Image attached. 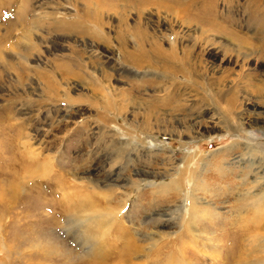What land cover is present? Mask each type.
Wrapping results in <instances>:
<instances>
[{"label":"rangeland","instance_id":"rangeland-1","mask_svg":"<svg viewBox=\"0 0 264 264\" xmlns=\"http://www.w3.org/2000/svg\"><path fill=\"white\" fill-rule=\"evenodd\" d=\"M9 1L14 3L11 6L13 9L3 12L0 33H4V27H7L4 23L9 17L10 20L14 18L12 21L18 26L11 37L25 42L26 38L22 35L26 29L18 17L11 16V11L19 5L20 0ZM22 1L30 9L25 21L30 23L40 15L37 27L30 30L34 49H26L24 43L22 49L17 51L28 56L27 63L31 69L41 67L50 70L55 59L64 61L76 57L91 62L89 67L84 68V76L94 68L102 79H111L122 86L113 95L116 104L117 97L127 100L130 93L136 101L145 102L148 94L157 92L163 85V77L158 72H148L123 61L116 36L120 27L117 14L106 12L101 16L102 26L92 27L101 38H94L75 32L56 31L51 27L54 18L62 19L64 12V19L68 16L71 18L74 12L80 13L78 7L74 6H80L82 0ZM215 1L221 13L219 19L226 8L231 12V19H235L230 28L264 47V37L260 38V34L251 31L246 14L240 8L246 0H232L229 3ZM43 11L59 13L49 16ZM150 13L157 16L151 17L152 23H144ZM124 16L129 23L137 19L148 38L154 37L156 43L165 49L169 47L168 43L173 42L177 51H182L181 36L188 40L187 45H192L198 39L199 27L192 25L182 26L185 29L183 35L173 32L167 36L160 31L163 26L158 24L159 20H163V15L156 14L153 8L144 11L140 17L129 9ZM126 41V49L130 51L135 45L132 34ZM212 41L221 54L227 53L236 58L233 41L221 35L214 36ZM192 50L190 53L188 50L190 58L203 66L201 59H205L204 55L197 48ZM12 59L20 60L17 55ZM108 60L112 62L110 66H107ZM113 64H116V68L119 66L118 71ZM228 67L232 69L225 74L229 83L235 77L233 71L236 68ZM261 68L249 66L246 70L253 74L252 82L258 83L256 79H264ZM31 71H27L22 86L10 85L11 74L0 64V114L9 112L15 118L20 112L23 116L19 121L15 118L16 122L0 119V126L13 122L18 127L16 130L8 128L9 135L5 131L0 133V143L10 147V150L0 148V264H264V103H261L264 100V88L259 94L250 87L245 89L250 95H245L243 91L236 93L239 101L250 106L260 101L258 105L262 106L258 111L243 114L250 121L257 119L261 123L257 126L244 125L240 133L246 136L239 137L240 141L228 129L194 137L187 135L188 132L182 133L183 126L177 127V131L162 129L153 134H143L135 128L132 132L134 141L138 144L140 140H146L145 146L152 150L141 157L139 151L132 148L122 151L116 148V140L126 137L119 128L126 126L129 117L135 113L131 111L132 103L126 111L128 118L117 112L115 106L109 112L102 113V106L109 95L105 85L89 88L77 84V87L67 90V85L62 84V87L48 91L37 84L40 75ZM214 75H219V72ZM197 78L206 87L207 81L199 76ZM176 79L180 84L187 82L181 75ZM169 90L170 95L180 97L179 86ZM192 102L193 106L188 104L183 110L174 111V114L185 115L191 111L193 116L190 119H196V114L201 116L200 129L210 128V118L200 113L203 107L196 100ZM81 108L85 109L83 115L76 118ZM67 115H74L77 123L66 131L67 123L63 117ZM103 116L108 117V120L105 121ZM94 119L99 125L106 123L115 134L106 133V129L104 133L101 130L95 132ZM229 125L232 127V123ZM245 142L250 143L256 152L245 153ZM32 148L40 149L38 159L27 155ZM164 149L176 154L175 162L182 168L187 166V154L195 155L188 163L191 172H185L183 179L181 177L178 180L182 193H178L173 184L170 190L158 192L159 184L171 182L177 175L175 172L171 176H164V170L171 167L167 165ZM54 150L51 158L53 164L50 163L53 172L48 174L46 165L42 166V163L48 160L45 156L47 152ZM22 152H26V163L32 159L30 164L35 168L34 173L31 167L24 166L18 160ZM198 155L204 159L200 160ZM214 157L220 159V170L213 169ZM36 160L38 163H34ZM140 171L147 173L145 178L142 176L137 185L128 183L133 173L136 175ZM192 172L194 175L204 174L203 181L192 179ZM193 189V194L197 196L196 206L210 208L204 217L199 213L195 216L190 213L189 197ZM96 191L100 192L94 193ZM179 206L183 207V213L174 210ZM102 212L107 214L99 215ZM155 235L157 238L152 237ZM131 244L135 245L131 255L128 258L122 256L123 249Z\"/></svg>","mask_w":264,"mask_h":264},{"label":"bare ground","instance_id":"bare-ground-1","mask_svg":"<svg viewBox=\"0 0 264 264\" xmlns=\"http://www.w3.org/2000/svg\"><path fill=\"white\" fill-rule=\"evenodd\" d=\"M76 1L77 0H75V2ZM82 1L83 3H80V6H77V4L76 6H74V7H78L77 10L80 11V13L74 12L75 14L73 15L72 13L71 18L70 16H68L66 17L68 19L66 18L64 19V13H65L64 12L62 13L63 20L62 19L56 20L54 18L53 24L51 26L53 30L67 32V33L75 32V33H79V34H83L87 36H94V38H101L97 34V30H94L92 27L99 28L100 26H102V22L100 21L101 16H103L106 12L107 13L113 12L119 16V22H120L119 26L120 27L118 28L117 34L116 33L115 34L117 36V39L119 40V48L122 53L120 54L122 55L123 61L131 64L132 66H135L136 68L138 67V68L147 70L148 72L149 71L158 72L159 73L158 75L161 74V76L163 77V80L161 79L163 81V85H160V87L157 89V92L155 91L156 93L154 92V93L148 94L149 96L147 98V101L145 102L136 101L133 98V95H131L130 93L128 96L130 98H127V100L123 98L122 100H120L117 97L118 104H116L114 103L115 97L113 95H115L117 91L121 89L122 86L118 85V83L114 82L111 79H107L109 81H107L106 79H102L101 75L94 68H91L92 70L90 71V74H87L88 73L87 72L86 73L87 76L86 75L84 76L83 74L85 72L84 68L89 67V64H91V62H88L85 60L84 61L78 60L76 59V57H73V59L72 58L66 59L64 61H58V59H55L53 60V66L50 70H43L41 69V67H35V66H34L35 67L34 69H31L27 63L28 56L24 53L23 54L17 53V51L19 49H22L21 47H23L24 43L26 45V49L27 48L29 50L34 49L35 44L30 40V35H32V32L30 30L32 27L36 26L37 20L39 23L40 15H37L35 19L33 18L32 21H30V23L27 22L28 20L25 21L26 16L29 13L30 9H27V7L23 5L24 2L22 0H20V2L18 1L19 5H17L14 8L13 10L14 13L11 11L12 13L11 16L15 15L14 17H18L19 21L21 22L20 24L22 25V27L26 29V31H24L25 34L22 35L26 38L25 42L24 41L21 42L11 37V36H14L13 35L14 30L18 26L16 22L12 21L14 18L10 20V17H9V20L7 21V23L6 22L4 23L5 25H7V27H4V33H0V64L9 72L8 74H11L9 78V82H8L10 85L12 84L15 86L17 85L22 86L24 84L23 81H25V75L27 74V71H30V70L35 71L37 74L40 75L39 80H37L38 82L37 84L41 88H44L45 90L47 89L48 91H53L57 88H60L62 87V84L67 85V88H68L67 90L77 87L78 85H81V86L86 85V86H89V88H94V87L97 88L100 85H102L103 87V85H105L104 87L105 89H107L109 95L108 96L106 95L107 97L105 99V104L102 106V110H103L102 113L109 112L110 108L115 106V108L117 109V112H119L124 117L128 118L129 116H127L128 114H126V111H127V108L129 109V105L131 103H132L131 111L135 112L127 120L128 127L127 125L121 128L118 127L119 129H122L126 137L124 139L125 141L120 138L116 140V143H118L116 148H118L120 151H122V149L124 148H130V149L132 148L135 151H139V155L141 157H145L146 153H150L152 152V150H151V147L149 148L148 146H145L146 140H140L141 142L138 144L137 142L134 141V134L132 132L134 131L135 128L141 130L143 134H146V133L153 134L154 132L155 133L160 132L162 129L166 131H169V130L177 131L178 130V129L176 130L177 127L183 126L184 129L182 130V133L188 132L187 135H194V137H199L200 134L204 135L205 133H210V132H214V131L222 130V129H228L233 134L238 136V139H239V137L246 136L240 133L244 125H247V124H250L253 126L260 125L261 120L255 119V120L250 121L249 119H247V117L243 116L244 113L247 114L249 113V111L252 112V111L260 110L262 107L258 105L260 101L258 104L250 106L246 102L239 101L236 96V93L238 91H243L245 95H250L249 92L245 91V89H249L248 87H250V89L255 90V92L259 94L261 89L264 88V79L262 78L256 79L258 83L252 82V79L254 78L253 74L252 73L249 74L246 72L249 66H254V67L260 66V68L262 67L264 71V47L261 45V43L253 42L246 35H243L240 32H236L235 30L230 28V24H232V22H234L235 19L234 18L231 19V15H230L231 12L227 10L226 8H224L225 11L222 15V18L219 19V15L221 13H219L216 8L217 5H216L215 0H82ZM223 1L224 2L228 1L229 3L232 0H223ZM13 4L14 3H12V1H9V0H0V20H1L0 23H2L3 21L1 18L3 12H8L11 9H13L11 7ZM152 8L155 9L156 14L163 15L162 16L163 20H159L158 24H161V26H163L161 27L160 31L166 33L167 36L173 32H177L178 34L183 35L185 34V31H184L185 29L183 30L184 27L182 26L192 25L195 27L196 26L199 27V31H198L199 34L197 37L198 39L195 40V42H193L192 45H187L188 40H186L184 37L181 36L180 44L183 47L182 51H177L174 44H172L173 42H171V44L168 43L169 47L165 49L161 45L156 43L157 41L154 39V37L152 39L148 38V36L146 35V33L141 27L142 25L139 26L137 19H135L136 21L129 23L127 21V18L124 16L125 11L129 9H132L134 12H136L137 16L140 17L139 15H142L144 11H146L147 9H152ZM228 8L230 9L229 5H228ZM240 8L243 10L244 14H246V20L250 23L249 28L251 29V31H253L254 33L260 34V38L261 37L263 38L264 37V0H246L245 3H243V5H241ZM56 12L59 13V11H50V12L43 11V13H46L49 16L53 15ZM152 15L151 13L147 15L145 17L147 21L144 23H147V24L150 22L152 23L151 17L157 16V15L155 16L154 14ZM158 24H157V27L159 26ZM131 34L133 36L135 45L132 47L130 51H128L126 49L125 44L127 42L126 41L127 37L130 36ZM216 35H221L234 42L237 53L234 50L233 51L236 53V58H234L231 55H228L227 53L221 54L220 50H216L217 48L213 45L214 42L212 41V38ZM89 38L90 37H88V39ZM176 40L177 39H175V41ZM95 47L99 48L97 44H95ZM193 48L199 49L201 53L204 55L205 59H201L203 66L200 65L199 61L196 62V60H193L192 58H190L191 56L189 55V53ZM188 50H189V53H188ZM16 55L18 56V58H20V60L16 59V61H14V59H12V58H15ZM260 57H262L261 60H260ZM111 64L112 62L108 60L107 66H110ZM115 65L116 64H113V67L117 69L118 71L119 66H117L116 68ZM228 66H233L236 68V70L233 71L235 73V77H233L231 79V82L229 83L226 80L225 74L229 72L230 70L232 71V69L231 67H228ZM213 67L215 69H213ZM217 72H219V75H214ZM180 75L184 77L185 80L187 79V82L185 84H182V83L180 84L178 80L176 79ZM197 76L202 78V80L207 81L206 87L203 86V84L200 82ZM34 81H36L35 78H34ZM194 85H196V87H193ZM178 86L180 88V97L170 95L169 89L171 87H178ZM88 92H90L89 89H88ZM95 95L93 96L97 97ZM195 100L198 103H200V105L203 107L200 113L207 115L208 118H210V123H211L210 128L204 127L205 130L200 129L201 128L200 123L202 121L200 119L201 116H198L196 114V119H190V117L193 116V114H190L191 111L189 110H188L189 113L185 115H175L174 114V111H180L181 109L183 110V108L188 104L190 106H193L194 103L192 101L195 102ZM261 103L263 104L264 100H262ZM239 105H240V108L237 109ZM84 110L85 109H82V108L79 109L77 111L76 118L81 117V115H83ZM87 112H89V110H87ZM90 114L95 116L94 112H91ZM17 115L18 117H15V118H17L19 121L20 120L19 118H22L23 116L20 112H18ZM188 115H190L189 118L187 117ZM103 117L105 121L108 120V117H105V116ZM2 118L4 119L7 118V120L9 119L13 122H16L14 115L11 116L9 112L5 114H0V119ZM63 118L65 119L67 123L66 131L69 130L73 124L77 123L76 121L77 119L75 118L74 115H67ZM13 122H8L6 126L3 125L4 128H2L3 126H0V133L5 131L9 135L7 131L8 128H10L11 130H16V128H18L16 126L17 124ZM93 123H95L93 126L95 129V132H99V130H101V133H104L103 130L106 129V133H109L110 135L115 134L114 131H112L109 127H107V125H105L106 123H101L99 125L98 121L95 119ZM230 123H232V127L229 125ZM17 135L20 136L19 134ZM64 135H66V133H64ZM35 137L36 136H34V138ZM0 148L2 149L6 148V150H10V147L7 146V144H4L3 142L0 143ZM35 148L29 149V152L27 155H31V157L38 159L41 152H40V149H35ZM243 149L245 153H252L253 151L256 152L255 148H251L250 143H247V142H245ZM163 151L164 153H166L165 159L166 161H168L167 165L169 166L171 165V167H168L164 170V173H163L164 176L166 175L171 176L175 172L177 173V175L174 178V180H172L171 182H164L162 184H159L160 187H158V192L170 190L171 189L170 185L173 184L176 190L178 191V193H182L181 191L182 186H179L178 180L183 176L185 172H191V168L188 166L190 164L189 162L195 158V155L188 156L187 154V158L185 157L187 160V166L186 168H182L178 164H176L175 161L177 160V156H175L176 154L173 151L167 150V149H164ZM54 152L55 150L53 152H47L45 156L48 160H46L44 163L41 162L42 166L46 165L47 169L45 171H47L48 174H52L53 172L52 166L50 165V163L53 164V161L51 160V158L53 157ZM27 155H26V152L24 153L22 152L21 156H18V160H20V162L22 161V164L24 166L32 168L33 165L31 166L30 164L32 163L31 161L32 159L29 161L30 163H26L28 161ZM137 158L138 156L136 157V159ZM198 158L200 160L204 159L202 155H198ZM219 160L220 159H215L214 157V162H213L214 168L213 169L220 170L222 168ZM34 163H38V161L36 160L34 161ZM41 163L39 164L40 166H41ZM208 163L210 164L211 161H209ZM208 163H204V165ZM34 169L35 168H32L33 173L35 171ZM192 170H195V169H192ZM27 172H29V170ZM33 173H30V174L32 175ZM133 174L134 175L131 176L130 179L128 180V183H130L131 185H137L139 181L141 180L142 176H144L145 178V175L147 173L144 171H140L136 175L135 173ZM203 175L201 173L199 175L197 174L194 175V172H192L191 178L194 179L196 182H201L203 181L202 180ZM89 180L91 181V179ZM35 188H38V187H35ZM108 191L109 190H106V192ZM193 191L194 189L190 193L191 197H189L191 201V205H190L191 212L190 211L189 212L192 213L193 216L199 213L204 217L205 212L210 210V208L196 206L197 203L195 204V199L197 198V196L193 194ZM99 192L96 191L94 193H99ZM182 208L179 206V207H176L174 210H176L179 213H183ZM106 214H107L106 212L105 213L102 212L99 215L105 216ZM248 231L251 232L250 229H248ZM156 236L157 235L152 236V237H156ZM247 236H250L249 233H247ZM134 246H132L131 244L125 247L123 249L124 252L122 253V256L128 258L127 256L131 255L132 247ZM236 261L238 260L236 259Z\"/></svg>","mask_w":264,"mask_h":264}]
</instances>
